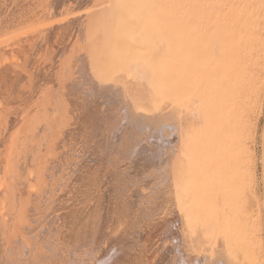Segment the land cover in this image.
I'll return each mask as SVG.
<instances>
[{
    "label": "bare ground",
    "instance_id": "6f19581e",
    "mask_svg": "<svg viewBox=\"0 0 264 264\" xmlns=\"http://www.w3.org/2000/svg\"><path fill=\"white\" fill-rule=\"evenodd\" d=\"M263 22L264 0H0V264H260L238 208Z\"/></svg>",
    "mask_w": 264,
    "mask_h": 264
},
{
    "label": "rangeland",
    "instance_id": "374dc122",
    "mask_svg": "<svg viewBox=\"0 0 264 264\" xmlns=\"http://www.w3.org/2000/svg\"><path fill=\"white\" fill-rule=\"evenodd\" d=\"M263 27H264V25H263ZM262 34H264V33H262ZM262 34H261V36L264 37ZM263 41H264V38H263ZM263 41H262V39L259 40V42H261V44H262L261 45L262 49H261V47L258 48V49L261 50V51L258 50V54H260L259 51L260 52H262V50L264 51V49H263L264 48V46H263L264 42ZM262 56L264 57V52L262 53ZM262 56H261V58H262ZM263 61H262V63H260L261 65L264 64ZM261 65H258L256 67L257 68L256 70H258V68L262 67L261 68L262 71L261 70L257 71V72L261 73V74H257V76H261V77L259 78V77L256 76L257 78H255V79L259 80V81L261 80L260 83H259L260 85L259 84H257L258 86L256 85V87H258L259 90H256L254 86H253V88L255 90L252 89L253 90L252 92H254V91L258 92L259 91L258 95L260 97L257 95V98H255L253 100V96L252 95L255 96L257 94V92L256 93H252V94L250 92L249 94H251V95L250 96L248 95V98L250 97V98H252V100L254 102L255 101L256 102L254 103V102H252L250 100V102H252V104L254 103L253 105H250L251 103L248 102V104L250 103L249 104L250 107L252 106L251 112L248 110V109H250V107L247 108V110L249 112L248 115L253 113V114L250 115V117H251L250 119L254 120V121L250 120L251 121V125L253 126V127L251 126L252 129L251 128L249 129L250 130L249 133H250L251 136L249 135L250 137H248L247 141L245 142L246 144H248L247 147H249V149L251 151V154L253 155L252 158H254V160L252 159V161L249 164V168L251 167L250 171L253 173V176L251 178H248V180H244L245 182L243 184L246 185L248 191L246 192V195L244 197L245 199L242 200V202H243L242 205L238 209H241V211L242 210H247L248 211L247 214H249V215H246L247 216V220H248V226L246 228L244 227L247 231L245 229L244 230L247 232L246 235H248V233H249L250 237H252L251 239H252V241L254 243L253 246H255L256 248L258 247L257 249L254 247V249H255L254 251L256 253L253 254V257L257 256V258H254V259L259 260V261H261L262 264H264V177H263V174H262L263 173L262 172L263 171V167H262V160H261L262 157H263L262 154L264 152V147H263V145H264V137H263V135H264V73H263L264 72V68H263L264 65H262V66ZM254 73H255L254 75H256V71L255 70H254ZM262 73H263V75H262ZM257 80H255L256 83H257ZM255 81H254V83H255ZM256 99L258 100V102H257ZM251 165H253V166H251ZM247 167H248V165H247ZM253 177L255 178V180H254ZM261 178H263V179H261ZM245 183H248V184H245ZM248 187H250V188H248ZM252 190H253V192H252ZM248 194H250V195H248ZM243 212H246V211H243ZM250 216H252V218ZM251 220L253 221L252 223L250 222ZM249 225L252 226V227H250ZM248 227H250L251 229H249ZM255 227H257L256 231H255ZM258 257H259V259H258Z\"/></svg>",
    "mask_w": 264,
    "mask_h": 264
}]
</instances>
